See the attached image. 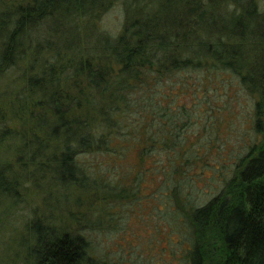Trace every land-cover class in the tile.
I'll list each match as a JSON object with an SVG mask.
<instances>
[{"label":"trees","instance_id":"obj_1","mask_svg":"<svg viewBox=\"0 0 264 264\" xmlns=\"http://www.w3.org/2000/svg\"><path fill=\"white\" fill-rule=\"evenodd\" d=\"M211 1L178 0L186 17L172 19L170 7L133 11L121 0L1 7L0 80L16 74L6 85L17 88L0 93V146L15 145L11 161L0 162V233L8 234V217L26 205L24 196L35 198L31 188L41 199L32 169L49 162L66 198L83 190L99 198L100 175L88 174L78 158L100 154L116 166L133 155L137 166L125 174L136 188L147 174L160 178L157 192L165 193L174 227L185 234L184 264H264V44L256 43L264 39V14L258 0H238L225 23L209 18ZM116 2L125 21L111 36L99 24ZM229 76L251 98L250 130L225 160L221 146L190 140L198 136L195 119L205 123L217 109L204 94L215 78L233 87ZM149 161L152 170L145 169ZM114 188L102 204L131 198ZM201 194L204 200H195ZM42 221L36 216L19 228L27 264H110L93 255L78 218Z\"/></svg>","mask_w":264,"mask_h":264},{"label":"rangeland","instance_id":"obj_2","mask_svg":"<svg viewBox=\"0 0 264 264\" xmlns=\"http://www.w3.org/2000/svg\"><path fill=\"white\" fill-rule=\"evenodd\" d=\"M19 1L21 0H0V9L5 10ZM121 1L131 7L133 11H137L144 4H147L150 5V8H172L171 12L166 14L168 19L178 16L186 17L179 10L178 0ZM237 1L212 0L211 8L213 11L210 12L209 18H222L225 23H228L231 16L229 9H232L229 6L232 2L236 3ZM258 4L262 14H264V0H258ZM124 21V7L120 2H116L109 12L101 17L99 28L104 33L114 36L122 29ZM208 22L209 20L204 24ZM262 30L264 31V24ZM4 41L5 36H0V45ZM259 42L264 44L262 36L260 41L256 42L258 46ZM259 58H262V54ZM13 76L15 77L16 74L8 75L0 80V93L6 87L7 89L17 88L16 84L6 85L14 78ZM228 78L233 87L226 90L227 86H221L215 78L213 85L219 84V86L212 85L204 94V99L207 96L210 105L217 107V109L214 110L211 118L206 119L205 123L200 124L199 122L197 124L199 120L195 119V135L198 136L190 140L192 143H207L205 146H209L210 142H213L212 147L221 146V159L225 160L228 159L229 150L236 149L240 145L237 141L238 136H243L246 139L249 136L250 129L246 122V116L251 105V98L244 88L239 86L235 78L231 76ZM187 105H192V102L188 100ZM204 124L206 131H202L201 128ZM190 135L192 136L191 132ZM256 140H259V136ZM14 147L15 145L0 146V162L11 161V152L14 154ZM215 154L217 152L214 149L211 150L206 156L208 157L207 160L212 162ZM127 158L125 162L116 166L114 163L104 161V157L100 154L78 158L81 167L88 168V174H96L97 177L100 175L98 194L101 201L118 192L114 188L115 185L131 194V198L111 204H102L98 197H93L92 191L86 192L89 190L74 193L73 196L70 194L66 198L68 191L63 187L61 180L57 179L56 181L49 175L51 171V163L49 162L44 169L36 171L32 169L31 173L33 172L35 180L39 181L38 190L41 199L34 194V190L31 188L30 193L32 192L35 198L33 199L28 195L24 196V200L27 198L26 205L20 204L15 213L8 217V223L5 227L8 234L0 233V264H27L22 233L19 228L24 229L25 225L35 219L36 216L43 219V223L48 224L52 222L59 224V220H66L72 216L78 218L85 227L84 231L87 232V237L92 243L93 255L110 264H184V253L188 248L184 244L185 234L183 231L182 233L180 230L177 231V227H174L172 218H175V213L167 211V208H171L172 204L165 198V193L157 192L160 188V178L147 174L136 188L135 178L125 173L131 171L130 166L135 167L137 164L133 155L127 156ZM152 166L149 161L146 163L145 169L152 170L154 168ZM230 170L227 168L226 172L229 174ZM109 174L115 175L113 176L114 180H110ZM126 177L128 180H125ZM212 185L214 186V184ZM214 188L216 185L211 188V191ZM197 190L202 191L206 188L201 186L197 187ZM209 190L210 188L207 191ZM202 195H195V200L202 202L204 200ZM6 205L3 207L4 214H7ZM81 212H84L85 216L80 217L79 213ZM177 226L179 227V225ZM28 264L32 263L29 262Z\"/></svg>","mask_w":264,"mask_h":264}]
</instances>
